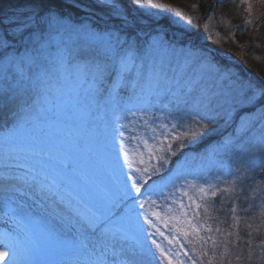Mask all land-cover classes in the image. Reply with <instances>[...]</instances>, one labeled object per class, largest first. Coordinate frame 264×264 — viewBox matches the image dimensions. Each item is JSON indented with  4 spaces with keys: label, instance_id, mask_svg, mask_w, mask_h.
<instances>
[{
    "label": "rangeland",
    "instance_id": "374dc122",
    "mask_svg": "<svg viewBox=\"0 0 264 264\" xmlns=\"http://www.w3.org/2000/svg\"><path fill=\"white\" fill-rule=\"evenodd\" d=\"M240 1L245 2V25L252 27L251 41L244 45L235 35L240 28L230 27L231 33L222 32L208 16L199 20L196 13L188 14L187 8L191 7L193 0H158L159 4L167 6L163 8L155 4L135 5L132 0H117L121 12L135 22L130 29L122 28L121 20L111 15L109 7L98 6L95 0H88L89 7L81 15L76 14L72 4L61 5L53 1L51 12L62 13L64 24L52 30V35L62 42L61 47L73 52L80 51L90 61H104V47L77 29L83 26L100 33L120 32L122 38L127 30L138 32L142 39L127 33L135 41V62L140 75L135 88L129 82L127 87L118 88L112 95L105 92L95 97L88 93L86 83L76 81L74 77L63 79L55 71L49 73L45 91L33 89L29 84L23 107L29 106L30 110L21 115H26L23 124L12 128L17 121L14 115L0 120V156L8 148H15L44 151L52 155V161L31 157L38 164L54 165L57 159H67L78 171L90 176L89 191L99 196L106 185L110 186L116 179H125V174L131 171L120 151L122 146L130 153L133 149L143 151L138 141L148 139L151 143V129L154 128L156 134L160 135L171 133V125L181 124L187 131L184 125L189 114L200 111L213 115L216 121L213 127H220L215 128L217 135L213 140L196 153L189 150H195L202 138L190 141L192 148L175 163L166 154L169 163L164 168L165 172L147 182L148 188L152 185L156 187L147 191L146 186L141 185L145 196L155 203H145L141 209L137 202L129 214L130 221L124 222L129 243L136 245L138 251L151 253L146 257L145 264H169V260L173 264H225L231 261L249 264L250 260L262 257L263 245L256 240L258 234H264V151H255V148H264V115L260 111L264 103L242 107L233 105V99L241 87L264 88V83L253 81L256 77L246 66L247 57L250 56L258 67L257 71L264 76V6L256 7L254 0ZM174 9L191 17V23L178 16ZM33 12L39 13L32 5L23 4L0 14V40L7 39L10 56L25 52L24 44L13 37L11 21L21 14ZM40 14L45 18L49 15L47 11ZM91 20L105 27H97ZM196 21H199V33H190ZM226 24L230 26L231 23L227 21ZM241 33L237 35L241 36ZM174 37L180 38L179 41L172 42ZM153 38L162 42L153 47ZM252 43L255 48L248 55ZM2 63L3 58L0 57ZM107 63L111 71L115 57H108ZM239 64L247 72L245 76L238 68ZM52 66L54 64L45 62V67ZM112 76L114 78V72ZM37 95V104L33 106ZM178 113L183 119L177 117ZM241 117L246 122L244 126H241ZM161 124L168 127L163 129ZM118 131H123L124 137H119ZM132 137L136 140L130 139ZM225 141L230 143L225 146ZM167 143L165 141V145ZM237 169L240 171L237 172ZM209 184L221 191H217L214 197L206 195L201 199L199 187L203 185L208 190ZM229 187L235 191H222ZM252 189L257 191L254 193ZM189 197L202 207L196 209ZM84 199L89 204L94 202L89 196H84ZM215 201L217 208H224L229 226L224 227L219 220H214ZM181 204L184 205L183 209ZM242 205L245 209L240 208ZM233 208L236 209L235 213ZM249 209H252L254 219L246 220L248 216L240 215V212ZM33 212L38 223L30 229L29 239L21 241V248L13 256L17 263L36 261L40 264H64L81 255L75 248L62 247L41 229L48 227L59 232L60 222L56 218L40 209L33 208ZM13 227L4 215L1 200L0 232L4 233H0V247L10 243L6 232ZM224 229L228 231V238L220 243L223 246L220 256L216 241L221 235L226 236ZM241 229L245 236L240 234ZM60 238L64 239L65 236L61 235ZM153 240L160 245L164 255L152 243ZM239 243H245V250L244 246L240 248ZM25 246L28 254L23 250Z\"/></svg>",
    "mask_w": 264,
    "mask_h": 264
},
{
    "label": "snow or ice",
    "instance_id": "6c2138e0",
    "mask_svg": "<svg viewBox=\"0 0 264 264\" xmlns=\"http://www.w3.org/2000/svg\"><path fill=\"white\" fill-rule=\"evenodd\" d=\"M95 3L98 6H108L111 15L121 20L122 28L134 27L135 22L121 12L117 0H95ZM132 3L167 7L159 4L158 0H132ZM72 6L81 7L80 0H72ZM81 10L83 11V7ZM46 11L49 13L47 18L33 12L21 14L19 18L11 21L13 37L25 46L23 55L10 56L7 52V39L0 40V49H3L0 52V57L3 58V63L0 64V107L17 102L18 97L28 92L29 84L33 89L45 91L49 73L52 71L59 73L63 79L74 77L76 81L86 83L87 91L93 97L103 95L105 92L112 95L118 88L127 87L129 82L135 88L140 73L135 62V41L127 32L123 33L122 38L120 32L100 33L83 26L77 29L88 39L104 47L106 59L90 61L81 55L80 51L73 52L67 47H61L62 42L52 35V30L64 24L63 14H52L51 9ZM173 11L191 23V17L185 16L178 9ZM179 39L174 37L172 42H177ZM161 42L153 38L152 46H158ZM110 56L115 57L111 71L107 63V58ZM45 62L54 66L45 67ZM262 98H264V88L241 87L233 99V105L255 107ZM37 101L38 95L33 100V106ZM208 103L211 104V101L209 100ZM21 110L27 111L23 108ZM260 111L264 115V104H261ZM14 115L17 116V121L12 128L20 127L26 115L20 116L18 113ZM215 122L213 115L196 111L187 117L184 127L188 130L179 135H172V139L180 140V147L183 148L185 146L183 137H187L189 141L206 137L215 131L213 127ZM241 122V126H244L246 123L244 117H241ZM145 123L147 124V121ZM160 127L166 129L168 125L161 124ZM171 127L175 129L177 125L173 124ZM151 131V143L148 139L138 141V146L142 145L143 151L133 149L130 153L125 147H121L120 151L123 152L127 168L131 171L125 174V179H116L110 186L106 185L103 194L99 196H94L89 191L90 176L78 171L67 159H57L54 165L38 164L31 157L52 161V155L44 151L8 148L0 156V197H2L4 215L14 227L6 232L10 243L0 247V258L5 256L12 258L21 248V241L29 239L30 229L38 223L33 212V208H36L49 213L60 222L59 232L54 228L41 227L44 233L62 247L75 248L81 254L75 260L64 264H145L146 257L151 253L138 251L136 245L129 243L130 237L124 222L130 221L129 214L133 212L137 202L141 209L145 203H155L145 196L141 185L144 184L147 191L153 190L156 185L148 188L147 182L152 175L161 172L168 165L166 153L175 155L172 144L165 145L170 133L157 135L154 128ZM124 135L123 131H118L119 137ZM130 139L136 140L135 137ZM229 143L230 141H225V146ZM255 151H264V148H255ZM236 171L239 172L240 169ZM73 177L77 179L74 180ZM207 189L203 185L199 187L201 199L206 195L214 197L217 191H221L212 184H209ZM222 191L232 192L235 189L229 187ZM252 191L255 193L257 189ZM84 196H89L94 202L89 204ZM189 200L196 209L202 207L192 197H189ZM183 208L184 205L181 204V209ZM235 211L236 209L233 208V213ZM144 218L147 220L146 215ZM193 229L196 230L195 226ZM61 235L65 238L61 239ZM152 243L160 249V245L154 240ZM23 250L28 254L26 246ZM160 251L164 255V251L162 249ZM13 264L17 262L13 261ZM25 264H40V262L26 261ZM169 264H173V261L169 260Z\"/></svg>",
    "mask_w": 264,
    "mask_h": 264
},
{
    "label": "trees",
    "instance_id": "16d2710c",
    "mask_svg": "<svg viewBox=\"0 0 264 264\" xmlns=\"http://www.w3.org/2000/svg\"><path fill=\"white\" fill-rule=\"evenodd\" d=\"M53 1L58 2L61 5L65 4V3L72 4V0H0V14L4 13L5 11H7L11 7H14L17 5H23V4H30L33 7L37 8L39 13H42V12L46 11V9H51V4ZM174 1L178 2L179 0H174ZM80 5H81V7H83V11L81 10V7H75L77 15H81L86 10V8L89 7L88 0H80ZM190 5H191V7L189 6V8H187L188 14L196 13L197 14L196 17L199 20H201V18L203 16H208L209 18L212 19L214 26L220 28L222 30V32L227 31V32L231 33L230 29H232V28H230V27H233V28L236 27V29H238V30L240 28V31L242 32L241 36L237 35V34H239L240 31L239 32L237 31L238 33L235 34L238 37L239 41L243 45H244V43L247 44L251 41L250 37H251L252 27L248 26V25L246 26L245 22H244L245 2H242L240 0H193V2L190 3ZM193 5H195V7H193ZM227 21H229L231 23L230 26L227 25L228 23L226 24ZM92 22L95 23V25H97V27H99V26L105 27L102 24H98L96 21H92ZM197 22H199V21H196L193 28L190 29V33H194V34L199 33L198 32L199 27L197 25ZM262 24L264 26V22H262ZM226 25L228 27H226ZM245 26H246V30H245ZM146 27H148V26H146ZM125 32L133 34L136 37V39H142L136 31H128L127 30ZM251 46H252V48L249 51H247L248 55H250V52L255 48L253 43ZM235 50H236V48H234V51ZM249 57H247L246 66H247V69L249 70V72L251 71L252 76L256 77L253 81H260L261 83H264L263 74H260L257 71L258 67L252 62L251 58H249ZM216 58H218V57L216 56ZM220 58H218V59H220ZM221 60L224 61L223 58H221ZM237 66H238V68L241 69L242 74L245 76L247 72L244 70L243 67H241V64H239ZM261 102L264 103V98H262L258 103H261ZM215 128L219 129L220 127H219V125H216ZM185 131L186 130L184 128H182V126L179 124V125H177V127L175 129L173 128V130L171 131V133L168 137L167 142L172 144L173 151L175 152V155H171L170 153H166V154L170 156L173 163H175L176 160L183 159L184 154L190 148H192V142H190L187 137L182 138L183 143L185 145L183 148L180 147V142H181L180 140H173L172 139V135H179V133L185 132ZM216 135H217L216 132L215 133L212 132L210 135H208L206 137H202L200 144L197 147H195L196 149L194 151H198L199 149L201 150V148H203L204 145H206V143H208L210 140H213L216 137ZM161 172L156 173L154 175L158 176L161 174ZM216 201H218V200H216ZM215 202H214L215 208H213V210L215 209L214 213L216 212L215 216H214V220H219V224L224 226V227L229 226V224L227 223V219L224 215V208H221V207L217 208L218 207L217 202L216 203ZM241 207L243 209H245L243 205L240 206V208ZM246 207H247V205H246ZM240 215H244L245 217L248 216V218L246 220H248L249 218L254 219L252 209H249L247 211H241ZM242 225L244 226L245 224L242 223ZM221 229H222V227H221ZM223 231H226V236L221 235V237L218 238L216 241V244L219 248L220 256H222L221 251L223 250V246L220 243L228 238V236H227L228 231L226 229H224ZM240 234H243L244 236L246 235V233L243 231V229H241ZM241 238H243V236L239 237V239H241ZM237 241H240V240H237ZM256 241L259 244L263 245V251H264V234L263 235L258 234ZM239 245H240V248H243V246H244L243 250H245V243L244 244L239 243ZM241 252H239V253H241ZM225 255L226 254H224L223 257H225ZM248 263L249 264H260V263L264 264V253H263L262 257H260L258 259L254 258L253 260H250ZM220 264H222V263H220ZM225 264H238V262L236 263L234 261L232 263V261H231V262H228Z\"/></svg>",
    "mask_w": 264,
    "mask_h": 264
},
{
    "label": "bare ground",
    "instance_id": "6f19581e",
    "mask_svg": "<svg viewBox=\"0 0 264 264\" xmlns=\"http://www.w3.org/2000/svg\"><path fill=\"white\" fill-rule=\"evenodd\" d=\"M254 5L256 7L259 6H264V0H254ZM26 94L21 95L20 97H18L17 102L9 104L5 107H1L0 108V120H3L4 117L8 116V117H13L14 113L16 111H18L17 113L21 116L25 113H28L30 110V107H23L26 103ZM23 102V103H22ZM27 109V111H21V109ZM14 117H17L16 115H14ZM2 200V197H0V201ZM45 212V211H44ZM46 213V212H45ZM0 233H4L3 231H1ZM14 257L10 258V257H3L0 258V264H13V261H15V259H13ZM17 264H21V263H17Z\"/></svg>",
    "mask_w": 264,
    "mask_h": 264
}]
</instances>
